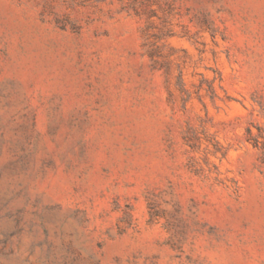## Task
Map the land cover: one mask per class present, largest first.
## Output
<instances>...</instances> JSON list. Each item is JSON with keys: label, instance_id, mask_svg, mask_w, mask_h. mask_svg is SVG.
<instances>
[{"label": "rangeland", "instance_id": "rangeland-1", "mask_svg": "<svg viewBox=\"0 0 264 264\" xmlns=\"http://www.w3.org/2000/svg\"><path fill=\"white\" fill-rule=\"evenodd\" d=\"M0 264H264V0H0Z\"/></svg>", "mask_w": 264, "mask_h": 264}]
</instances>
